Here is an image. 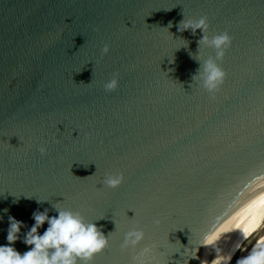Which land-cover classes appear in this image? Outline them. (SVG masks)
<instances>
[{
	"label": "water",
	"instance_id": "water-1",
	"mask_svg": "<svg viewBox=\"0 0 264 264\" xmlns=\"http://www.w3.org/2000/svg\"><path fill=\"white\" fill-rule=\"evenodd\" d=\"M201 16L231 37L215 93L178 30ZM55 202L110 233L91 264H236L264 236V0H0V245Z\"/></svg>",
	"mask_w": 264,
	"mask_h": 264
},
{
	"label": "clouds",
	"instance_id": "clouds-1",
	"mask_svg": "<svg viewBox=\"0 0 264 264\" xmlns=\"http://www.w3.org/2000/svg\"><path fill=\"white\" fill-rule=\"evenodd\" d=\"M171 24L167 27L168 30ZM191 30L193 34L199 29L203 33L199 46L202 43L208 48L215 50V56H208L206 59H196L200 67L193 81L197 82L209 93H215L223 84L226 72L220 66L225 55V50L231 43V37L225 31L212 36L206 35L208 30L207 17L201 16L198 19H183L178 24V30L183 32ZM107 44L102 48V52H109ZM118 76L113 77L104 83L106 91H112L118 87ZM41 154L47 152V147L42 145L39 149ZM122 173L106 174L103 183L110 188H116L123 183ZM31 198V197H29ZM48 200L37 199V203ZM56 215H49L50 209L44 208L42 211L37 208L32 212L34 224L30 228L24 221L17 220L14 216H8V228L6 240L7 244L0 245V264H91L93 258L109 246V234L106 236L101 227L95 223L97 220L87 221L84 215L71 208H63L59 202L52 204V209ZM8 212V209H4ZM0 220L3 217L0 216ZM47 223L46 229L41 233L39 230ZM159 223V221H156ZM28 228L23 234V243L30 246L27 251L19 252L14 243L21 239V229ZM145 238L143 229L132 227L124 234L122 249L134 248ZM148 249H145L147 252ZM223 259V258H221ZM143 264V261L140 262ZM237 264H264V240L257 241L256 245L247 255L237 259Z\"/></svg>",
	"mask_w": 264,
	"mask_h": 264
},
{
	"label": "bare ground",
	"instance_id": "bare-ground-1",
	"mask_svg": "<svg viewBox=\"0 0 264 264\" xmlns=\"http://www.w3.org/2000/svg\"><path fill=\"white\" fill-rule=\"evenodd\" d=\"M261 240H264V236L263 237H261L258 241H261ZM257 243V242H256ZM256 243L253 245V246H255L256 245ZM252 246V247H253ZM252 247L243 255V256H245V255H247L248 254V252L252 249ZM237 264V263H236Z\"/></svg>",
	"mask_w": 264,
	"mask_h": 264
}]
</instances>
